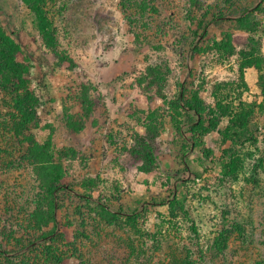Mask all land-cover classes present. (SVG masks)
Instances as JSON below:
<instances>
[{
    "label": "rangeland",
    "instance_id": "374dc122",
    "mask_svg": "<svg viewBox=\"0 0 264 264\" xmlns=\"http://www.w3.org/2000/svg\"><path fill=\"white\" fill-rule=\"evenodd\" d=\"M0 27L8 264H264V0H0Z\"/></svg>",
    "mask_w": 264,
    "mask_h": 264
},
{
    "label": "trees",
    "instance_id": "16d2710c",
    "mask_svg": "<svg viewBox=\"0 0 264 264\" xmlns=\"http://www.w3.org/2000/svg\"><path fill=\"white\" fill-rule=\"evenodd\" d=\"M263 1V0H261ZM247 18V16H243L238 18L239 21H244ZM207 32H204L205 35ZM193 53L195 54L198 49L196 47L192 48ZM20 54L19 50V45L14 43L11 39L10 36H8L5 31L0 27V88L5 89L7 88V83H8V76H11L13 81H11V87L13 86L12 89L14 90H20V86L17 89V85H22L20 84L21 81H23L24 74L22 73L21 69L22 66L18 62V55ZM184 98V90L180 94V99ZM16 103L18 101L16 100ZM186 106L189 110H194V108L191 106V103L186 102ZM12 113V112H11ZM16 117H18V114H14ZM20 115V114H19ZM21 117V116H20ZM3 115L0 114V134H1V129H3V124L2 120ZM21 120L23 122H27L28 120L24 117H21ZM7 128V127H6ZM12 127H10V130ZM52 170H57L58 165H49ZM60 175V177L58 176ZM45 196L49 199V207L46 210L49 220L44 222L45 225H50L53 224V228L51 231L41 235L42 240H47V238H53L57 235L58 233V228L60 224V220L58 218V209H59V193L61 191L69 190V185L68 183L63 180L61 174H60V169L56 175H53L49 173L47 177L45 178ZM141 209L135 210L131 214H127L126 216L129 217H135L140 213ZM49 223V224H48ZM47 226V227H48ZM241 234H244L243 230H240ZM32 246V243L28 245H23L21 248H15V249H8L4 248V246L0 245V264H8L10 263V259L14 257H17L15 260H20L22 255L20 254L19 256L18 253L23 252L25 250H28L29 247ZM25 258V257H23ZM23 262L24 260L21 259ZM19 264H24L20 263Z\"/></svg>",
    "mask_w": 264,
    "mask_h": 264
}]
</instances>
